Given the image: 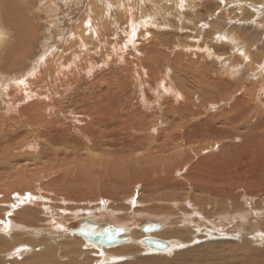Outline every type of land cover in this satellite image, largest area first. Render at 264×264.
I'll return each mask as SVG.
<instances>
[{"label":"rangeland","instance_id":"1","mask_svg":"<svg viewBox=\"0 0 264 264\" xmlns=\"http://www.w3.org/2000/svg\"><path fill=\"white\" fill-rule=\"evenodd\" d=\"M143 1L144 3H142ZM166 2L165 0H0V104L3 106L9 104L13 92L17 94L15 93L18 92L17 90L29 89L28 83L32 81L52 82L53 87L48 88V91L50 95L53 94L51 96L54 98L55 110L50 115L55 117L47 119L59 120L60 126L70 128V133L73 136L85 141L82 132L83 125L80 120L83 119L82 117H86L87 113L91 114L94 110H102L112 105L111 108L118 109V113L125 112L126 114L127 111L133 112L131 109L136 105L138 113L147 114V117L156 116L164 111L163 101L158 98L162 80L167 78V82H176L177 84L181 80H186L188 90H194L192 74L202 63L200 62L202 59H205L204 64L210 73L218 72L215 76L216 79L221 77L226 80L224 84L210 85V88H214L208 90L210 94L214 92L212 98L207 93L203 95L202 100L208 106L207 115L210 113L224 115L231 110L232 104L237 99L244 95L245 98L251 97L263 83L260 74L264 70V0H182L178 7L172 2L169 5ZM128 3L132 10L136 6V12H143V10L148 12L151 7H154L149 12L153 14L151 20L146 19L145 24L138 21L139 24L137 28L135 27L134 42L130 44L129 41L126 42L129 34L127 22L130 17L128 11L126 12ZM161 5L162 7L168 5V8H171L170 11L168 13L164 10L161 11L164 9L160 8ZM178 9L180 10L178 11ZM129 11L131 12V10ZM106 41L109 42V49L107 46L100 47ZM236 42H240V44ZM118 44L120 46L127 45L126 50H123L124 61L117 60L114 47L117 48ZM242 47L247 50L249 55L242 51ZM207 53L211 55L205 57ZM224 61L230 63L231 71H234L233 74H230L231 71L227 66L220 67ZM54 62L55 66L59 64L63 66L61 76L58 75L60 78L58 76L57 78L51 77ZM249 62L257 64L254 65V71L258 74L255 78L253 73L248 70ZM68 66V71H65V67ZM183 68L187 72L189 71L187 75L184 74ZM210 76L211 74L208 73L206 77ZM48 77L49 79L45 80ZM19 81L25 82L27 87L21 85ZM250 85L253 87L258 85V87L249 89ZM55 87L61 88V90H55ZM141 87L143 88L141 89ZM145 97L150 101L157 100L153 108L148 110L143 107L142 100ZM211 102L216 103V108L209 106ZM25 103L30 105L33 102L30 100ZM258 105L256 103V108ZM24 106L26 105L20 104L17 110L11 113H6V109L0 112V218L4 216L13 221L15 227L12 229L16 231V237H18L12 243L13 232L11 230L8 233H1L5 242L0 244V264H39L35 263V259L42 260L48 257L40 255V250H45V247L33 239L36 232H32L30 218H28V215L31 216L29 211L33 210V201L24 200L20 203L16 200V195H23V192L14 194L6 189V185L15 186L22 182L23 184L27 183L25 180L21 182L18 179L17 170L29 167L32 172H36L41 168L38 164L41 165L43 161L38 158H36L37 161L24 158L26 152L30 151L22 150V145L25 146L27 143L20 144L21 146L19 143L24 137L26 138V135L17 140L12 138L17 135L21 136L30 127L27 126L25 120L19 123L12 120L13 117H19L20 109ZM70 116L74 117L73 122L70 121ZM164 126V124L160 125L157 132H160ZM261 130L264 128L256 131V135L261 138L257 144L259 155L260 147L264 151V134ZM145 135L147 136L148 133ZM4 138L9 141H4ZM40 142L44 144V148L49 147L52 151L56 149L50 143H47L48 145L44 143L43 138L40 139ZM86 144L88 145L85 149H90L93 153L90 160L96 163L104 161L102 156L95 158V153L98 154V152L91 143L87 142ZM85 149L78 154H81ZM70 152L68 151V154ZM32 153L37 155L36 148ZM14 156L18 157V161L13 159ZM22 156L24 159L21 158ZM104 158H108V156H104ZM219 158L215 154L212 157L207 156V161L210 162V166H212V161L218 163L215 167L217 173H232L233 176H241L242 184H239V190L233 194L235 196H239L241 193L247 194L250 197L248 203L251 205L244 209L247 211L248 209L259 210L260 216L264 217V203L259 202L261 198H264L262 164H254L253 159L243 158L240 155L237 156L234 164L230 163L229 157L220 160ZM226 170L229 172H224ZM11 171L13 175L9 176ZM54 175L58 176V174ZM183 179L185 178L182 176L176 178L180 182H183ZM36 180V177L33 176L29 184L35 183ZM249 182H256V184L252 185ZM42 183L43 181L40 184ZM189 184H193V182L185 181L183 190L177 188L173 191L166 188L160 195L159 193L150 194L136 190L138 191L135 194L136 200L140 204L139 208L134 210L136 213L134 216L136 218L140 214L143 217L147 216L142 220L148 219V216L156 217L163 222L170 219L179 225L184 212L192 210L199 213L218 211L214 206L218 202L217 197L199 191L197 188L189 189L187 186ZM38 199L42 212L50 214L47 210H50L49 206L52 202L42 201L40 197ZM98 200L100 201V199ZM98 200L97 198H83L74 201L69 198L64 203L54 202L52 206L59 208V211L62 209L64 221L62 220L60 223L64 226L72 222V219L80 217L93 218L103 222L104 220L99 217L98 213L99 209L104 206L108 210L113 208V211L121 210L123 213L132 214L131 211H126L131 209L126 201L101 204L98 203ZM27 201L30 203L28 204ZM186 201L191 202L190 206L185 204ZM238 203L242 204V201H238ZM14 205L15 207H13ZM26 211L29 213L24 215L23 212ZM21 212L22 214H20ZM39 214L40 210L38 209L37 215L34 216V218L37 217V221L34 218L32 221L40 222L36 226L44 227L45 223L42 222L44 219L50 221V218L47 215L44 218ZM18 220L19 222H17ZM243 221L247 224V218H244ZM5 222L7 223L4 221L1 224H5ZM164 223L166 224V222ZM178 227L176 229L178 232L181 229H189ZM66 231L68 235L75 236L77 241L87 242L78 234H73L68 229ZM137 231L142 235L138 238L139 244L133 243L132 237L128 234L117 246H103L107 252L110 249L112 251L110 253L115 256L113 260L108 259L106 264H124L126 262L141 264L159 258L173 261L171 264H203L197 262L192 251L195 249L204 251L207 248H212V245L219 246L221 242L226 244L222 246L230 249L227 251L229 254L218 258L212 249L213 259L225 260L227 258L225 261L227 262L235 254L244 257L251 255V258H245L244 264H264V252L262 253L264 239H260L259 235H250L246 238L243 236L239 238L235 236L220 237V235L208 231L206 234L198 233L199 239H196V234L192 241L185 242L182 239L188 241L189 237L163 238L160 234L164 230L156 229L152 233L147 232L149 235L138 228ZM146 237H153L159 241H178L173 248L160 252L143 244V239ZM60 241H64L63 236L60 237ZM53 245L55 246V244ZM94 246L97 247L95 244ZM96 247H90V250L97 253L94 255L90 252L91 261L97 260L91 264H102L103 252ZM133 247H137L138 252L129 253L128 251ZM240 248L241 250L238 252ZM14 250H18V252L15 253ZM28 260L32 261L28 262Z\"/></svg>","mask_w":264,"mask_h":264},{"label":"bare ground","instance_id":"2","mask_svg":"<svg viewBox=\"0 0 264 264\" xmlns=\"http://www.w3.org/2000/svg\"><path fill=\"white\" fill-rule=\"evenodd\" d=\"M165 1H167L166 3L168 5L172 2L178 7L182 0ZM142 3H144V1ZM168 5H166V7H162L161 5L160 8H164L161 11L164 10V12L168 13L171 9L170 7L168 8ZM134 8L136 9V6ZM135 9L132 10L129 3L127 4L126 12L128 11L127 13L130 14V17L127 22L129 37L126 35V42L129 41V44L134 42L135 27L137 28L139 22L141 21L145 24L146 19L151 20L150 18L153 14L149 12L151 9H154V7H151L148 12L146 10H143V12H136L137 10L135 11ZM180 9H178V11ZM129 10H131V12ZM236 43L240 44V42ZM243 44L244 43H242V46H244ZM108 45L109 42L106 41L105 44L100 45V47L107 46L109 49L110 46L108 47ZM126 48L127 45L120 46L119 44L117 48L116 46L114 47L117 60L124 61L123 50L125 51ZM242 48V51L249 55L247 50H245L244 47ZM209 50L212 49L209 48ZM208 52L210 53V51ZM209 53H207L205 57L211 55ZM246 54L244 55L246 56ZM200 62L202 63L198 65L199 67H197L192 74L194 78V90L192 91L188 90V85L185 82L186 80H181L178 84L176 82H167V78L162 80L158 98L163 101L164 111L156 116L147 117V114L138 113L136 105L131 109L133 112L127 111L126 114L125 112L120 114L118 113V109H112V105H109L102 110L98 109L94 110L91 114L87 113L88 115L82 117L83 119L79 117L81 119V122H79L83 125L82 132L85 141H81L73 136L72 133H70V128L62 125L60 126L59 120L47 119L48 117H53L50 113H54L55 110L54 98L51 96L53 94L51 93L50 95L48 91V88L53 87L52 82L50 83L48 81L49 84L44 80L32 81L33 83H28L29 89L24 87L26 90H17L18 92H15L17 94L13 92L9 104L6 106L0 104V112L6 109V113L17 110L18 106L22 103L26 105L20 109L19 117H13L12 120L18 123L25 120L27 126L30 127L21 136L17 135L12 138L17 140L26 135V138L24 137L22 139L23 141L21 140L19 143V145L27 143L25 146L22 145V150L24 151L27 149L30 151L26 152L25 155L27 156L24 155V158L30 160L34 159L35 161H37L36 158L43 160L41 165L38 164L41 166L40 170L36 172H32V169H29V167L24 170H17L18 179L21 182L25 180L27 183L23 184L22 182L15 186L6 185V189H8V191L10 190L9 192L14 194L23 192V195H16V200L20 203L24 200L33 201V210L29 211L30 213L27 211L23 212V214H31V216L28 215V218H30V226L32 232H36L33 239L37 240L40 245H44L45 247V250H40V255L48 256L42 260L35 259V263L91 264L97 261L92 260V262L90 256V252L94 255L97 254L95 251L90 250L91 246L94 248L96 247L94 246L95 244L97 245L96 249L102 250L103 252L102 264H106L108 259L113 260L115 256L110 253V249L107 252L103 246H117L128 234L132 237L133 243L139 244L138 238L142 237V235L138 233L137 228L149 235L146 231L148 228L147 226L150 224H158V231L164 230L160 234L163 238L189 237L188 241L181 238L182 241L185 242L192 241L196 234V239H199L198 233L202 232L206 234L208 231L218 234L220 237L235 236L239 238L243 236L246 238L250 235H259L260 239H264V217L260 216L261 212L259 210L254 211L248 209L247 211L244 209L246 206L251 205V203H248L250 197L247 194L241 193L239 196L233 194V192L239 190V184H242L241 176H233L232 173H217L215 167L218 163L216 164L215 161H212V166H210V162L207 161V156L212 157L216 154L217 158H219V156H221V158L229 157L230 163L234 164L235 159L240 155L243 158L253 159L254 164L261 163L264 169V151L262 147H260L259 155L257 145L261 138L256 135L257 130L264 128V70L260 74L263 83L259 85V88L253 92L251 97L245 98V95L240 97L232 104L231 110L224 115L213 113L207 115L208 113L206 110L208 106L205 105L202 100L203 95L207 93L210 95V98H212L214 92L210 94L208 90L214 88H210V85L224 84L226 80L221 77L216 79L215 76L218 72L210 73V70L206 68L204 64L205 59H202ZM229 64L230 63L227 61H224V64H221L222 66L220 67L223 68V66H227V68H229L228 70L231 71L232 66ZM254 65L257 64L250 63L248 65L250 69L247 68L253 73L255 78L258 74L254 71ZM52 66L53 70L51 69V77L57 78L59 74L61 76L63 66L61 64L55 66V62ZM65 68V71H68L67 68H69V66ZM184 72V74L187 75L189 71L187 72L184 69ZM208 73L211 74V76L207 78L206 76ZM233 73L234 71H231L230 74ZM47 79H49V77L45 78V80ZM20 84L26 86L25 82ZM53 84L56 85L55 83ZM143 84L146 85L145 83ZM255 87H258V85L254 87L250 85L249 89H254ZM142 88L143 87H141V89ZM56 89L58 88L55 87V90ZM59 89L61 90V88ZM30 100H32L33 103L27 105L25 102ZM142 103L143 107L149 110L151 107L153 108L157 100L150 101L149 98L145 97ZM256 103L259 104L257 108L255 106ZM215 104L216 103L211 102L209 106L211 105L216 108ZM71 118L70 121L73 122L75 119L74 117ZM162 124L165 126L163 128L161 127L162 129H160V132H157V129ZM261 132L264 134V130H261ZM145 133H148V135L146 136ZM42 138L44 143H50L52 146H55L56 149L52 151L49 147L44 148V144L40 142ZM4 141L8 142L9 140L4 138ZM87 142L91 143L94 149H97L96 152H98L99 156L95 153V158L102 156L104 161L96 163L89 159L93 156V153L90 149H85L88 145L86 144ZM34 148H36V152H38L37 155L36 153H32ZM83 149L85 150L81 154H78ZM68 151L71 152L68 154ZM104 156H108V158H104ZM21 158H23V156ZM221 158H219V160ZM13 159L18 161L17 156H14ZM224 172L229 171L226 170ZM9 174V176H12L13 172L11 171ZM54 174H58V176ZM33 176L36 177V182L29 184ZM54 176L57 177L55 178ZM180 176L185 178L183 182L176 180V178ZM188 180L193 182V184L187 185L189 189L197 188L199 191L217 197L218 202L214 206L218 211L199 213L192 210L191 212H184L179 221V225L172 220L170 221V219L165 220V224L161 219L156 217L148 216V219L142 220L147 216L143 217L141 214L138 215L137 218L134 216L136 214L134 210L140 204V202L136 200L137 196H135L138 191L150 194L159 193L160 195L166 188L173 191L177 188L183 190V183ZM42 181L43 183L40 184ZM249 183H252V185L256 184V182ZM27 193L31 195V199L28 198ZM38 197H40L42 201L52 202L49 206L50 210L46 208L47 212H50V214L42 212L40 203L37 201L39 200ZM69 198L74 201L83 198H97V200L100 199L98 203L100 202L101 204L126 201L131 208L126 211H131L132 214L123 213L121 210L113 211V208L108 210V208L104 206L105 208L101 207V209H99V213L97 210L96 212L101 219L107 222H101L93 218L80 217L72 219V222L64 226L60 223L62 220L64 221L62 218V209L59 211V208L52 205L54 202L64 203ZM28 201L27 203L29 204L30 202ZM238 201H242V204H239ZM170 202L173 203L172 201ZM259 202L263 204L264 198H261ZM185 204L190 206L191 202L186 201ZM38 209L40 210L39 215L44 218H46L45 215H47L50 218V221L44 219L42 222L45 223L44 227H38L36 225L40 222L36 223L32 221L34 216L37 215ZM20 214H22V212ZM244 218H247V224L244 223ZM13 219L15 220V216ZM87 219L108 226L114 234H117L120 242L110 244L104 237L94 238L92 240L86 238L79 228L82 226L83 221ZM34 220L37 221V217L34 218ZM4 221H7V223L1 224L2 222L4 223ZM17 222H19V220ZM14 225L15 224L10 218L4 216L0 218V244L5 242V239H2V232L8 233L10 230L13 232L11 239L12 243L18 238L16 237V231L12 229L15 227ZM178 226L189 229H181L178 232L176 231V229L179 228ZM21 229L24 230V228ZM56 229H58V231H56ZM66 229L73 234H78L87 242L82 240L77 241L75 236L67 234L68 232ZM153 231L150 232L152 233ZM61 236L64 237L63 242L60 241ZM177 241H159L153 237H146L143 239V244L156 251L164 252L169 248H173L175 244H177ZM153 243H155V245ZM53 244H55V246ZM219 244V246L212 245V248H207L204 251L195 249L192 251L193 257H196L198 263L203 264H244L246 262L245 258H251V255L244 257L235 254L232 255L233 258L227 262H225L227 258H225V260L213 259L212 249L215 252V256L218 258L229 254L227 251H230V249L222 246L225 243L221 242ZM131 249L132 250L128 252L133 254L139 250L137 247ZM240 250L241 248L238 252H240ZM13 252L17 253L18 250H14ZM263 252L264 251H262V253ZM262 253L260 252L261 255ZM153 260L141 264H171L173 262L160 258ZM29 261L32 260H28V262ZM124 264L132 263L126 262Z\"/></svg>","mask_w":264,"mask_h":264},{"label":"water","instance_id":"3","mask_svg":"<svg viewBox=\"0 0 264 264\" xmlns=\"http://www.w3.org/2000/svg\"><path fill=\"white\" fill-rule=\"evenodd\" d=\"M157 226L159 227L158 224H150L149 226H147L148 228L146 232H150L157 229L158 228ZM79 229L83 233V235L90 240L94 238L97 239L104 237L108 240L110 244H116L120 242L117 234H114L113 231L110 228H108V226L104 224L96 223L89 219L84 220L82 226H80ZM153 244L155 245V243Z\"/></svg>","mask_w":264,"mask_h":264},{"label":"snow or ice","instance_id":"4","mask_svg":"<svg viewBox=\"0 0 264 264\" xmlns=\"http://www.w3.org/2000/svg\"><path fill=\"white\" fill-rule=\"evenodd\" d=\"M22 82H23V81H19V83H22ZM28 198H29V199L32 198L30 194H28ZM13 207H15V205H14Z\"/></svg>","mask_w":264,"mask_h":264}]
</instances>
